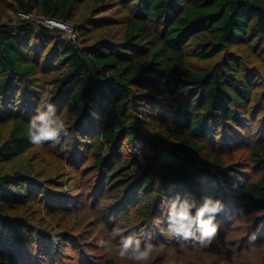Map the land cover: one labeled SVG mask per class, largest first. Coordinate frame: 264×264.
<instances>
[{
	"label": "trees",
	"instance_id": "obj_1",
	"mask_svg": "<svg viewBox=\"0 0 264 264\" xmlns=\"http://www.w3.org/2000/svg\"><path fill=\"white\" fill-rule=\"evenodd\" d=\"M14 1L22 13L33 15L38 8L45 18L67 23L82 0ZM119 3L130 11L120 41L101 38L84 45L80 37L65 38L62 29L33 20L0 23V122L12 121L0 144V164L36 146L28 124L50 102L56 112L66 109L68 135L61 136L73 138L75 156L90 157L85 166L95 175L94 191L105 202L109 225L134 209L128 219L141 224L138 233L154 227L160 232V224L169 227L168 208L177 196L197 202L210 196L221 201L219 214L263 213L264 121L258 140L248 146L250 162L261 171L257 179L247 182L242 164L223 163L219 151L235 148L255 121L254 75L231 48L262 49L264 0ZM192 38L200 40L199 57L219 52L224 57L209 69L192 70L187 62ZM50 40L45 63L55 75L42 102L34 80L41 72L39 47ZM81 136L88 139L84 148ZM34 182L31 171H0V264H36L57 253V237H46L23 213L12 215L38 203ZM52 210L46 213L67 217L65 210ZM63 237L62 244H78ZM30 247L39 253L34 262ZM101 264L119 262L107 256Z\"/></svg>",
	"mask_w": 264,
	"mask_h": 264
},
{
	"label": "rangeland",
	"instance_id": "obj_2",
	"mask_svg": "<svg viewBox=\"0 0 264 264\" xmlns=\"http://www.w3.org/2000/svg\"><path fill=\"white\" fill-rule=\"evenodd\" d=\"M0 2V23L15 24L23 19L33 20L38 26L62 29L65 38L76 40L80 37L78 40L84 45L92 44L101 38L120 41L124 35L126 18L130 15L128 8L120 4L119 0H82L76 6L72 21L66 23L68 28L63 29L59 24L49 23L38 8L33 15H28L20 12L14 0ZM78 31L84 34H79ZM51 43L52 40L47 47H39L42 53L41 72L35 78L34 85L37 87V99L42 102L53 89L55 71L52 70L51 64L45 63ZM199 43L198 38H192L187 47V62L192 70L209 69L224 57L223 52L205 58L199 57L196 55ZM31 49V52L35 53L33 45ZM231 49L237 53L241 66L248 67L254 75L252 113L255 121L251 122L250 134H246L247 137L245 135L235 148L226 147L219 153L223 163H241L243 176L249 182L261 175V171L250 162L251 153L248 146L258 140L257 128L264 121V46L257 51L245 45L233 46ZM24 93L26 99L31 101L32 97L26 90ZM38 110H43V107ZM56 114L68 125L66 109ZM11 127L12 121L0 122V144L7 138ZM78 140L82 141L79 146L84 148L88 139L81 136ZM215 147H220L219 142ZM74 148L75 141L71 136H60L56 141L36 145L25 154L0 164V171L3 173L16 170L31 171L37 189L36 195L39 196L38 203L31 207L15 209L12 215L20 216L23 213V216L43 231L46 237L58 238L55 239L59 247L56 255L39 259L36 264H101L102 259L107 256L115 257L119 264H134L132 261L120 259L115 247L127 236H134L142 241L150 240L154 245L147 264H264V212L233 216L226 212L218 214L215 220L218 226L216 238L210 247L204 249L184 244L179 237L172 236L163 223L160 224V232H156L154 227L149 232L144 230L138 233L141 224H136V220L132 218L128 219L134 209L129 214L116 215L112 227L104 217L105 202L102 196L96 195L94 191L95 175L85 166L90 162V157L78 158ZM70 150H73L71 154ZM72 164L77 167L74 168ZM51 207L55 210H52L53 213L65 210L67 217L50 216L46 210ZM232 209L236 210L237 207ZM67 235L75 238L78 244L75 245L71 241L62 244V240L66 239L63 236ZM99 239L110 241L112 250L105 251L99 247ZM29 249L34 254V262L39 256L38 250L35 247Z\"/></svg>",
	"mask_w": 264,
	"mask_h": 264
},
{
	"label": "clouds",
	"instance_id": "obj_3",
	"mask_svg": "<svg viewBox=\"0 0 264 264\" xmlns=\"http://www.w3.org/2000/svg\"><path fill=\"white\" fill-rule=\"evenodd\" d=\"M44 109L38 110V114L28 124V137L34 145L56 141L62 134L68 135L66 121L56 114L55 106L49 102L44 105ZM222 210L221 201L210 196L204 197L202 202L195 199L181 200L177 196L168 208V231L186 245L208 248L216 238L218 226L215 220ZM97 244L105 251H111L113 247L110 241L104 239H99ZM115 247L120 259L134 264H147L154 245L150 240L142 241L137 237L127 236Z\"/></svg>",
	"mask_w": 264,
	"mask_h": 264
},
{
	"label": "built area",
	"instance_id": "obj_4",
	"mask_svg": "<svg viewBox=\"0 0 264 264\" xmlns=\"http://www.w3.org/2000/svg\"><path fill=\"white\" fill-rule=\"evenodd\" d=\"M49 23L53 24V25H56V24H59L63 29H67L68 26L66 23L64 22H59V21H56V20H53V19H48Z\"/></svg>",
	"mask_w": 264,
	"mask_h": 264
}]
</instances>
